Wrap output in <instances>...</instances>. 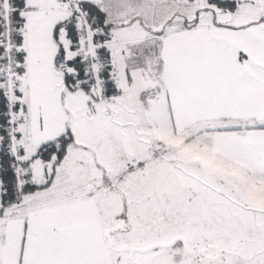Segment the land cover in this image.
<instances>
[{
  "label": "snow or ice",
  "instance_id": "1",
  "mask_svg": "<svg viewBox=\"0 0 264 264\" xmlns=\"http://www.w3.org/2000/svg\"><path fill=\"white\" fill-rule=\"evenodd\" d=\"M0 264H264V0H0Z\"/></svg>",
  "mask_w": 264,
  "mask_h": 264
}]
</instances>
